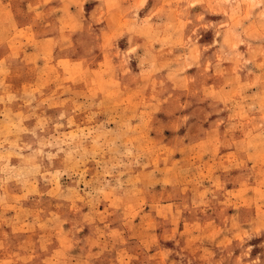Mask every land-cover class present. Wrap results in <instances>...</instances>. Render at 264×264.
<instances>
[{"label": "rangeland", "instance_id": "obj_1", "mask_svg": "<svg viewBox=\"0 0 264 264\" xmlns=\"http://www.w3.org/2000/svg\"><path fill=\"white\" fill-rule=\"evenodd\" d=\"M0 264H264V0H0Z\"/></svg>", "mask_w": 264, "mask_h": 264}]
</instances>
